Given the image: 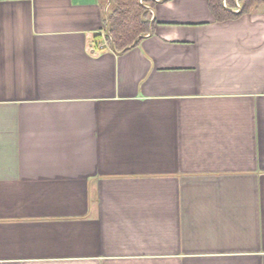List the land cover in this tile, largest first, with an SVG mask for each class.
Wrapping results in <instances>:
<instances>
[{
    "label": "crops",
    "instance_id": "crops-1",
    "mask_svg": "<svg viewBox=\"0 0 264 264\" xmlns=\"http://www.w3.org/2000/svg\"><path fill=\"white\" fill-rule=\"evenodd\" d=\"M108 7L0 0V264H264V4Z\"/></svg>",
    "mask_w": 264,
    "mask_h": 264
},
{
    "label": "trees",
    "instance_id": "trees-1",
    "mask_svg": "<svg viewBox=\"0 0 264 264\" xmlns=\"http://www.w3.org/2000/svg\"><path fill=\"white\" fill-rule=\"evenodd\" d=\"M109 1L106 40L114 52H126L151 32V15L146 5H152L154 0H146L144 4L140 3V0ZM207 1L217 22L235 19L264 4V0H239L241 8L236 12L234 11L236 0H228L227 8L223 6V0Z\"/></svg>",
    "mask_w": 264,
    "mask_h": 264
},
{
    "label": "built area",
    "instance_id": "built-area-1",
    "mask_svg": "<svg viewBox=\"0 0 264 264\" xmlns=\"http://www.w3.org/2000/svg\"><path fill=\"white\" fill-rule=\"evenodd\" d=\"M145 1L146 0H140V3L144 4ZM235 5H236V7H235L234 11L238 12L240 10V8H241L240 1L236 0ZM223 6L225 8L228 7V0H223ZM146 8L149 10L150 13H152V8L149 5H146Z\"/></svg>",
    "mask_w": 264,
    "mask_h": 264
},
{
    "label": "water",
    "instance_id": "water-1",
    "mask_svg": "<svg viewBox=\"0 0 264 264\" xmlns=\"http://www.w3.org/2000/svg\"><path fill=\"white\" fill-rule=\"evenodd\" d=\"M109 4H110V1H109Z\"/></svg>",
    "mask_w": 264,
    "mask_h": 264
}]
</instances>
